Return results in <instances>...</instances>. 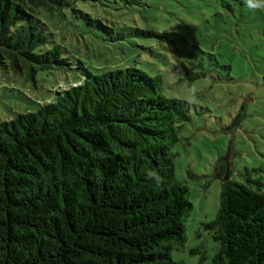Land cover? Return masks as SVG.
<instances>
[{
    "label": "trees",
    "instance_id": "obj_1",
    "mask_svg": "<svg viewBox=\"0 0 264 264\" xmlns=\"http://www.w3.org/2000/svg\"><path fill=\"white\" fill-rule=\"evenodd\" d=\"M89 1L0 0L1 71L34 86L39 73L72 63L80 74L34 111L0 121V264H180L172 252L185 246L192 204L172 149L189 105L137 68L93 75L64 56L39 14L69 21L72 32L114 34L81 8ZM224 176L222 164L218 210L206 225L217 243L211 264H264L263 184Z\"/></svg>",
    "mask_w": 264,
    "mask_h": 264
},
{
    "label": "rangeland",
    "instance_id": "obj_2",
    "mask_svg": "<svg viewBox=\"0 0 264 264\" xmlns=\"http://www.w3.org/2000/svg\"><path fill=\"white\" fill-rule=\"evenodd\" d=\"M81 8L114 34L72 32L69 21L39 14L65 57L81 60L93 75L137 68L158 78L166 98L188 103L190 121L181 124L172 153L192 211L185 246L172 259L211 264L217 243L206 225L219 206V166L227 179L258 181L264 191V0H254V8L230 0H139L131 6L95 0ZM71 68L39 73L36 86L0 70V121L34 111L36 103L77 82L79 71L73 63ZM181 68L207 75L190 80L176 70Z\"/></svg>",
    "mask_w": 264,
    "mask_h": 264
},
{
    "label": "water",
    "instance_id": "obj_3",
    "mask_svg": "<svg viewBox=\"0 0 264 264\" xmlns=\"http://www.w3.org/2000/svg\"><path fill=\"white\" fill-rule=\"evenodd\" d=\"M224 178L227 179L226 176Z\"/></svg>",
    "mask_w": 264,
    "mask_h": 264
}]
</instances>
